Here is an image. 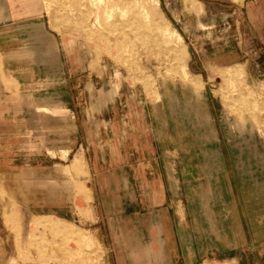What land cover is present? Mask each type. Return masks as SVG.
Instances as JSON below:
<instances>
[{
    "label": "crops",
    "instance_id": "crops-1",
    "mask_svg": "<svg viewBox=\"0 0 264 264\" xmlns=\"http://www.w3.org/2000/svg\"><path fill=\"white\" fill-rule=\"evenodd\" d=\"M78 43L51 33L31 0H0V174L38 180L83 156L101 264H263L251 260L264 247L256 123L230 138L223 118L220 135L208 97L188 122L174 117L173 87L152 99L114 64L93 70Z\"/></svg>",
    "mask_w": 264,
    "mask_h": 264
},
{
    "label": "rangeland",
    "instance_id": "rangeland-1",
    "mask_svg": "<svg viewBox=\"0 0 264 264\" xmlns=\"http://www.w3.org/2000/svg\"><path fill=\"white\" fill-rule=\"evenodd\" d=\"M31 1L33 15L51 33L84 46L93 70L102 60L114 64L127 82L144 86L155 100L161 85L173 87L179 102L173 115L187 122L191 102L208 97L219 134L223 118L230 138L237 136L238 123L253 127L254 121L253 141L264 154V0ZM40 110L54 120L62 116L57 109ZM246 142L250 157L254 146ZM84 165V157L75 156L38 180L32 170L0 174V264H101ZM62 189L69 203L56 197ZM53 204L57 211H49ZM259 252L251 260L264 264V247Z\"/></svg>",
    "mask_w": 264,
    "mask_h": 264
},
{
    "label": "bare ground",
    "instance_id": "bare-ground-1",
    "mask_svg": "<svg viewBox=\"0 0 264 264\" xmlns=\"http://www.w3.org/2000/svg\"><path fill=\"white\" fill-rule=\"evenodd\" d=\"M125 14H126V13H125ZM97 25H98V24H97ZM165 34H170V33H169V29H166V30H165ZM94 39H95V37H94ZM106 39H107V38H106ZM89 41H90V40H89ZM183 71H184L185 74L187 75L186 67H184ZM79 162H80V160L77 159V160H76V164L79 165ZM31 227H32L33 229H35V228H36V224H35V223H32V224H31ZM85 238H86V237H85ZM85 241H87V240H85Z\"/></svg>",
    "mask_w": 264,
    "mask_h": 264
}]
</instances>
